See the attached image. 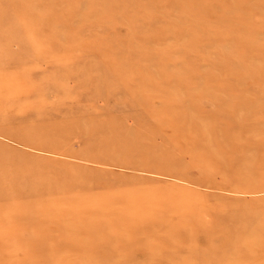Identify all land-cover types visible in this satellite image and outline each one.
<instances>
[{
    "label": "rangeland",
    "instance_id": "rangeland-1",
    "mask_svg": "<svg viewBox=\"0 0 264 264\" xmlns=\"http://www.w3.org/2000/svg\"><path fill=\"white\" fill-rule=\"evenodd\" d=\"M0 264H264V0H0Z\"/></svg>",
    "mask_w": 264,
    "mask_h": 264
}]
</instances>
